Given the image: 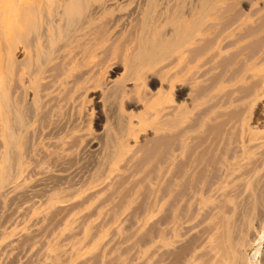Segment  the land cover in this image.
<instances>
[{
    "label": "rangeland",
    "instance_id": "obj_1",
    "mask_svg": "<svg viewBox=\"0 0 264 264\" xmlns=\"http://www.w3.org/2000/svg\"><path fill=\"white\" fill-rule=\"evenodd\" d=\"M208 8L151 53L136 25L0 41L32 47L2 69L0 264H264V0Z\"/></svg>",
    "mask_w": 264,
    "mask_h": 264
},
{
    "label": "bare ground",
    "instance_id": "obj_2",
    "mask_svg": "<svg viewBox=\"0 0 264 264\" xmlns=\"http://www.w3.org/2000/svg\"><path fill=\"white\" fill-rule=\"evenodd\" d=\"M212 1L213 0H0V41L6 37L8 39V36L15 30L20 31L26 29L27 31L26 24L32 23V37H34L37 42L36 45L33 46L34 48L37 46L36 51H40V55L41 52L45 54L50 43H55L56 40L65 39V42H67L69 38L72 39L76 36L81 37L83 31H89L84 30L89 23H97L98 26L101 23L103 26H100L101 28H107L105 30H109L112 33L123 31L131 25H136L137 38L139 42L142 43V47H145L144 52L150 51L151 53V51L154 50L152 46L153 40H162L164 44L166 40V42L175 41V39L184 34L185 31L189 33L191 31H189V28L194 26L192 24L198 19L200 14H203V11L205 12L206 7L208 8ZM155 22L158 27L153 29L152 26ZM90 32L84 34L89 35ZM92 34L94 35V33ZM163 34L164 36L167 35L168 38L160 39L162 37L158 35L163 36ZM83 37H85V35ZM92 37V39H96L95 36ZM86 38L87 40L91 39L88 38V36ZM92 39L91 41H93ZM83 41H85V39ZM4 44L5 46L0 48V117L3 120V125L6 127L8 124L5 120L7 117L6 108L1 101V99H3L1 97H3L6 90V84L4 85L2 82V69L4 68L5 71L10 70V67L8 69L9 64H11V62L13 63L12 60L18 57H21V59L16 60V63L25 64L27 51L30 47L28 48L27 44V46H20L14 43H7L6 45V42H4ZM58 49L59 48H57V50ZM49 50L50 49H48L47 52H49ZM202 50L204 51V49ZM23 86L25 89L27 88V85L24 84ZM98 101L100 100L97 99L96 102ZM89 113H85L84 116L91 114ZM7 127H9V125H7ZM92 150H94V148L91 149V151Z\"/></svg>",
    "mask_w": 264,
    "mask_h": 264
}]
</instances>
